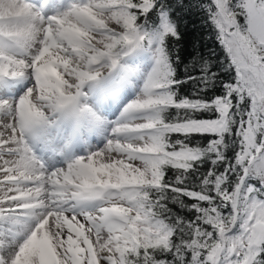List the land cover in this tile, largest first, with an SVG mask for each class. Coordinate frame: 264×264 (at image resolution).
Here are the masks:
<instances>
[{
    "label": "snow or ice",
    "instance_id": "1",
    "mask_svg": "<svg viewBox=\"0 0 264 264\" xmlns=\"http://www.w3.org/2000/svg\"><path fill=\"white\" fill-rule=\"evenodd\" d=\"M157 5L0 0V264H264V0Z\"/></svg>",
    "mask_w": 264,
    "mask_h": 264
},
{
    "label": "trees",
    "instance_id": "2",
    "mask_svg": "<svg viewBox=\"0 0 264 264\" xmlns=\"http://www.w3.org/2000/svg\"><path fill=\"white\" fill-rule=\"evenodd\" d=\"M189 2L190 0H185L186 4ZM160 3H167L171 6L176 4V0H158L157 7H159ZM153 11L155 12L156 9H153ZM173 18L175 19L178 31L181 33L177 54L180 55L182 63L177 66L178 74L184 75L188 69H192L193 74L199 71L192 68L193 57L197 53H199L202 59L209 61H215L217 57L223 56L222 49L212 35L211 25L206 22L202 9L184 8L177 5L174 9ZM213 52L215 55L212 54ZM142 54L150 56L148 53ZM191 85L192 82H189V91L184 92L185 95L190 94L192 90Z\"/></svg>",
    "mask_w": 264,
    "mask_h": 264
},
{
    "label": "rangeland",
    "instance_id": "3",
    "mask_svg": "<svg viewBox=\"0 0 264 264\" xmlns=\"http://www.w3.org/2000/svg\"><path fill=\"white\" fill-rule=\"evenodd\" d=\"M138 60L141 62L140 63V67H141V70L143 72L146 73L147 71H150L151 65L150 66L148 65L149 61L152 63L150 56L145 58V59H138ZM25 83L26 82L21 81L20 83L15 84L14 87H15V92H16L17 95H19L20 92L23 90V88L25 87ZM140 83L142 84V81ZM138 90H139L138 88L129 87L125 91V94H124L122 100L119 102V106L116 107L114 109V111L111 112V114L108 115L107 118L110 119V120H115L116 117L119 116L120 111L122 110L123 106L126 105L128 102H130L132 99L135 98ZM98 142H99V138H96L94 141H92L93 144H96Z\"/></svg>",
    "mask_w": 264,
    "mask_h": 264
}]
</instances>
